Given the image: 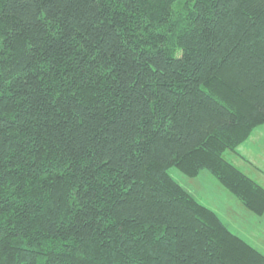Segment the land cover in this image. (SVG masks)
I'll return each mask as SVG.
<instances>
[{"label":"trees","instance_id":"1","mask_svg":"<svg viewBox=\"0 0 264 264\" xmlns=\"http://www.w3.org/2000/svg\"><path fill=\"white\" fill-rule=\"evenodd\" d=\"M264 124V0H0V264H264L173 180Z\"/></svg>","mask_w":264,"mask_h":264},{"label":"rangeland","instance_id":"2","mask_svg":"<svg viewBox=\"0 0 264 264\" xmlns=\"http://www.w3.org/2000/svg\"><path fill=\"white\" fill-rule=\"evenodd\" d=\"M230 151L224 153L229 158ZM169 176L199 203L207 206L219 216L231 232L252 244L258 250H264L259 239L260 225L256 214L247 210L241 202L226 190L207 170L195 177H189L175 167L167 170Z\"/></svg>","mask_w":264,"mask_h":264},{"label":"crops","instance_id":"3","mask_svg":"<svg viewBox=\"0 0 264 264\" xmlns=\"http://www.w3.org/2000/svg\"><path fill=\"white\" fill-rule=\"evenodd\" d=\"M228 161L247 176L264 187V124L257 126L235 151L229 153ZM260 240L264 245V212L257 215ZM264 253V250H261Z\"/></svg>","mask_w":264,"mask_h":264}]
</instances>
